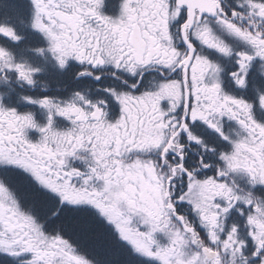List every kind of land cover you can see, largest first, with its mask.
<instances>
[{"label": "snow or ice", "instance_id": "6c2138e0", "mask_svg": "<svg viewBox=\"0 0 264 264\" xmlns=\"http://www.w3.org/2000/svg\"><path fill=\"white\" fill-rule=\"evenodd\" d=\"M0 264H264V0H0Z\"/></svg>", "mask_w": 264, "mask_h": 264}]
</instances>
